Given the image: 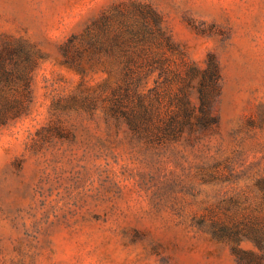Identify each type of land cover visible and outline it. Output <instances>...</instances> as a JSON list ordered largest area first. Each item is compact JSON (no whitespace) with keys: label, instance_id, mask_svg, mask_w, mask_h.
Listing matches in <instances>:
<instances>
[{"label":"rangeland","instance_id":"rangeland-1","mask_svg":"<svg viewBox=\"0 0 264 264\" xmlns=\"http://www.w3.org/2000/svg\"><path fill=\"white\" fill-rule=\"evenodd\" d=\"M138 3L176 48L151 44L169 67L218 60L219 125L197 140L142 138L107 115L104 97L62 111L107 76L83 78L64 47L103 15L120 27ZM18 41L35 63L0 71V94L27 107L0 123V264H251L211 224H264V0H0V49ZM238 246L261 253L250 238Z\"/></svg>","mask_w":264,"mask_h":264},{"label":"trees","instance_id":"trees-1","mask_svg":"<svg viewBox=\"0 0 264 264\" xmlns=\"http://www.w3.org/2000/svg\"><path fill=\"white\" fill-rule=\"evenodd\" d=\"M135 10V16L133 11L127 16L120 15L118 28L112 25L113 15H103L95 22V28L84 34L81 44L64 47V63L83 78L95 70H102L107 76L98 91L83 90L73 94L62 111H92L98 98L104 97L107 115L117 122H126L142 138L197 140L219 125L215 109L221 79L218 60L210 55L204 67L194 62H185L182 70L169 67L168 57L151 47L156 44L172 52L176 49L160 26L158 13L149 4L138 3ZM104 57L114 60L105 62ZM19 58L35 63V52L22 41L7 44L0 49V71H12L4 66ZM18 75L24 82L23 94L27 97L29 75L25 70ZM152 75H155L154 85L148 87ZM193 91L198 96L196 104L190 99ZM23 102V98L0 94V123L25 113L27 107ZM211 232L218 238L232 241L241 260L264 264V224L214 221ZM243 238H250L261 253L240 248L238 244Z\"/></svg>","mask_w":264,"mask_h":264}]
</instances>
